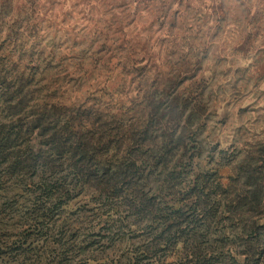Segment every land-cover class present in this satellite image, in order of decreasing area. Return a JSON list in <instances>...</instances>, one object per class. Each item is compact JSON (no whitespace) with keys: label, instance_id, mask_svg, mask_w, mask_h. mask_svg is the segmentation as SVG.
Masks as SVG:
<instances>
[{"label":"rangeland","instance_id":"374dc122","mask_svg":"<svg viewBox=\"0 0 264 264\" xmlns=\"http://www.w3.org/2000/svg\"><path fill=\"white\" fill-rule=\"evenodd\" d=\"M104 123L160 145L195 131L201 171L241 162L264 140V0H0V264H126L151 239V217L75 166ZM247 209L220 207L214 264H264L243 253Z\"/></svg>","mask_w":264,"mask_h":264},{"label":"trees","instance_id":"16d2710c","mask_svg":"<svg viewBox=\"0 0 264 264\" xmlns=\"http://www.w3.org/2000/svg\"><path fill=\"white\" fill-rule=\"evenodd\" d=\"M185 126L183 131H187ZM104 127L100 138L90 139L73 159L75 166L82 167L78 171L84 178L88 176L89 181L96 178L94 172L101 173L92 184L99 188L102 199H129L127 205L139 218H152L151 226L147 227H151L149 234L154 233L153 236L143 240L144 244L135 249V256L128 258L126 264L132 261L136 264L142 261L148 264L216 263L218 257L230 251L212 244L216 240L223 244L227 235L215 239L209 236L221 206L231 214L232 209L238 213L243 205L248 206V216L243 218L245 237L242 239L246 248L243 253L254 255V262L264 257V238L257 232L254 219L257 212L264 213V140L250 143L241 162L237 161V153L231 159L220 155L218 168L209 173L201 171L193 162L195 131L187 136V141L185 135H177L178 131L173 130L160 145L157 138L148 139L149 129L135 133L118 123L113 127L104 123ZM222 161H228L232 167L224 177L219 172ZM191 165H197V173L193 182L192 178L187 182L185 175ZM111 170L112 175H108ZM151 180L157 184L151 185ZM182 193L194 197L190 205L179 200ZM212 195L222 198L212 201ZM227 198L234 206L228 208Z\"/></svg>","mask_w":264,"mask_h":264}]
</instances>
